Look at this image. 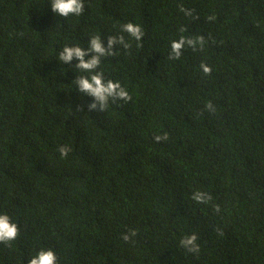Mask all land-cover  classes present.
Wrapping results in <instances>:
<instances>
[{"label": "trees", "instance_id": "obj_1", "mask_svg": "<svg viewBox=\"0 0 264 264\" xmlns=\"http://www.w3.org/2000/svg\"><path fill=\"white\" fill-rule=\"evenodd\" d=\"M83 3L63 17L51 0H0V214L19 228L0 264L41 249L58 264H264V0ZM121 35L130 46L95 71L132 99L90 111L74 80L91 73L59 54ZM182 36L205 45L170 59ZM192 234L198 254L180 243Z\"/></svg>", "mask_w": 264, "mask_h": 264}, {"label": "clouds", "instance_id": "obj_2", "mask_svg": "<svg viewBox=\"0 0 264 264\" xmlns=\"http://www.w3.org/2000/svg\"><path fill=\"white\" fill-rule=\"evenodd\" d=\"M51 9L53 12L59 16L68 17L70 15H81L84 11L83 0H51ZM182 11H185L187 15H192L191 10H186L181 7ZM209 20L215 19L214 16H209ZM124 32L128 33L135 40L140 41L144 36V32L141 26L134 23H126L122 26ZM184 29H181L183 31ZM117 44H123L124 47H129L125 43L124 36L119 37H109L108 46L105 48L101 42L99 36L93 37L87 49L81 48L79 46H65L64 49L59 54V60L64 64H70L73 58H76L79 63L75 65L77 69L82 72L91 73L90 76H77L74 80L79 93L84 95L94 97L95 101L89 105V110H98L104 112L107 110L109 101L121 100L124 102L131 101L132 97L129 92L124 88L120 82L107 80L105 81L102 72H96L95 70L99 67L101 63V57L113 55L112 51L114 46ZM199 44L200 48L203 49L205 45V39L200 36L196 39L181 37L179 40H174L171 43V53L170 59H179L182 55L184 47L196 48ZM93 53L89 59L85 57ZM201 69L204 74L210 75L212 68L206 64H201ZM206 109L208 111H215V106L211 101L206 104ZM168 139V134L157 135L155 140L157 142L166 141ZM60 156L66 158L71 151L70 146L62 145L58 149ZM192 198L197 203H207L211 200V196L207 193L197 191L193 194ZM215 210L220 211V206L215 205ZM137 235L136 230H131L129 233L123 234L124 241H129L132 237ZM19 236V228L16 223L11 221L8 214H0V243L10 244L12 241L17 239ZM198 237L196 234H192L181 239V246L184 247L189 253L198 254L200 251V246L197 243ZM28 264H58V257L53 249H41L39 252L33 256Z\"/></svg>", "mask_w": 264, "mask_h": 264}]
</instances>
